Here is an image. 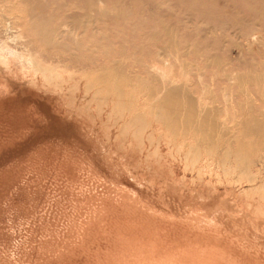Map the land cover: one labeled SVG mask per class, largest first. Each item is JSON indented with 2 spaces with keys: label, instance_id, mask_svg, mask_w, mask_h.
Here are the masks:
<instances>
[{
  "label": "bare ground",
  "instance_id": "obj_1",
  "mask_svg": "<svg viewBox=\"0 0 264 264\" xmlns=\"http://www.w3.org/2000/svg\"><path fill=\"white\" fill-rule=\"evenodd\" d=\"M130 46L114 54L127 58ZM135 58L120 82L111 71L85 80L82 103L58 76L4 78L0 264H264V113L234 110L233 132L217 138L207 131L210 104L190 96L168 58L152 66ZM135 71L159 81L123 80ZM192 148L224 156L205 155L188 177Z\"/></svg>",
  "mask_w": 264,
  "mask_h": 264
},
{
  "label": "rangeland",
  "instance_id": "obj_2",
  "mask_svg": "<svg viewBox=\"0 0 264 264\" xmlns=\"http://www.w3.org/2000/svg\"><path fill=\"white\" fill-rule=\"evenodd\" d=\"M131 36L135 37L131 39ZM99 40L102 44L99 46V50L102 48L100 51L96 45ZM117 41L122 42L117 44ZM121 44L131 45V55L127 58L124 57L129 52L120 54V58L114 54L115 46ZM111 51L116 58L111 57ZM104 54H107L106 57ZM161 57L169 59V63H162L175 72L176 80L182 78L181 81L187 82L190 88L188 93L193 94L190 96L210 104L200 105L201 109L206 106L209 109L211 121L206 125L210 129L206 130L210 133L214 131L217 138L226 133L231 134L235 125L230 117L235 111V115H241L240 118L242 114L248 117L254 113H264V0H0V67H4L0 75V88L4 87L6 78H14L19 83L35 78H58L74 94L75 101L82 103L80 100H89L84 98L82 89L86 81L111 71L116 76L114 82H120L119 73L124 77L127 73L120 67L127 65L130 59L135 58L140 63L148 60V66H152L153 58L157 60ZM135 75L137 81L141 78V81L144 80L142 83L146 84L156 83L160 78L159 73H154L157 78L147 82L144 75L142 77L135 71L123 80L131 79L138 87L132 77ZM186 77H189L188 81ZM1 89L0 92H3ZM230 105L235 109L233 107L231 110ZM258 105L261 106L257 112ZM204 113L198 114L199 118L205 116ZM222 114L226 115L221 117ZM228 116L229 119L226 118ZM236 129L238 131L239 128ZM199 133L202 137V133ZM191 140L189 137L186 141V154L188 144L194 139ZM216 148L212 145L213 150ZM192 149L198 156L194 157V152L188 154L192 165L191 169H187L188 177L191 171L193 173L194 169L196 171L203 166L200 164L205 155L210 156V161L215 163L218 161L216 158L222 159L224 156L223 149L220 152L206 149L209 153L198 148ZM207 168L209 171L211 167ZM210 171L216 174L215 168Z\"/></svg>",
  "mask_w": 264,
  "mask_h": 264
}]
</instances>
